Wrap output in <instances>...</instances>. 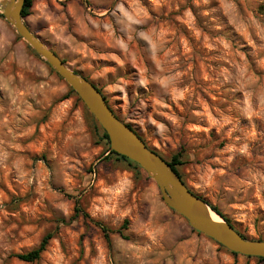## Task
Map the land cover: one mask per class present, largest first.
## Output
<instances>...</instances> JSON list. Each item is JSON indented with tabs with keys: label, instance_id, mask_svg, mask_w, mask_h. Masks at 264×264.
Listing matches in <instances>:
<instances>
[{
	"label": "rangeland",
	"instance_id": "374dc122",
	"mask_svg": "<svg viewBox=\"0 0 264 264\" xmlns=\"http://www.w3.org/2000/svg\"><path fill=\"white\" fill-rule=\"evenodd\" d=\"M24 21L150 149L167 161L180 154L193 192L247 239L264 240V0H33ZM162 76L175 77V94L153 79ZM70 89L0 18V264H196L206 244L214 257L203 264H262L169 209L145 171L110 154ZM61 104L65 115L52 123ZM125 178L131 187L109 199L103 189ZM49 233L38 261L17 259Z\"/></svg>",
	"mask_w": 264,
	"mask_h": 264
},
{
	"label": "water",
	"instance_id": "95a60500",
	"mask_svg": "<svg viewBox=\"0 0 264 264\" xmlns=\"http://www.w3.org/2000/svg\"><path fill=\"white\" fill-rule=\"evenodd\" d=\"M25 0H2L0 14L24 40L77 94L109 138L110 150L138 164L158 186L165 205L183 217L196 232L228 251L252 258H264V240L242 237L213 212L206 200L195 195L171 166L141 136L118 118L104 95L85 77L73 71L61 57L35 35L22 17ZM212 214L221 220L216 221Z\"/></svg>",
	"mask_w": 264,
	"mask_h": 264
},
{
	"label": "clouds",
	"instance_id": "9594fccd",
	"mask_svg": "<svg viewBox=\"0 0 264 264\" xmlns=\"http://www.w3.org/2000/svg\"><path fill=\"white\" fill-rule=\"evenodd\" d=\"M124 16L131 22V23H139L138 20H133V17L131 15H129V13L127 12H124ZM256 35L259 37V40L261 41V44H260V47L264 48V34H261L260 31H257L256 32ZM140 36L141 38L145 39V40H149L150 37L148 34H144V33H140ZM129 39H131V37H129ZM250 43H252V41H249ZM125 45H123V43H121V47H124ZM253 47H256V45L253 43ZM152 48L153 50H155L156 48V44L155 43H152ZM15 58V54H12V56H10V59H14ZM153 59L157 61V67L159 68V61H158V58L156 56H153ZM261 63H264V60L261 61ZM155 80L156 83H158L163 89H166V90H170L172 91L174 94L176 93V90L174 87H172L171 85V82L172 80L175 79L174 76H162V77H154L153 78ZM144 81H141V84L143 85ZM43 86H41L42 88ZM56 91H58V89L56 88H53L52 89V92L55 93ZM180 98H183L182 94H180ZM14 102V101H13ZM157 103H159L157 101ZM68 107V104H61V105H58L57 106V113L59 114H54L51 118V122L52 123H56V124H59L63 118V116L65 115V109ZM17 111H19V109H17ZM76 120L78 122H80L82 124V118L80 116L79 113H77L76 115ZM6 122V121H5ZM153 123H155L153 121ZM175 123V121H174ZM44 127L45 126H42L41 127V132L44 131ZM158 129L159 130H164V125H157ZM11 132V129L9 130ZM32 131H34V126L33 128L31 129H28V131L24 134H30ZM80 131H83V128L80 129ZM68 139L70 140L71 139V135H69ZM94 151H98V150H94ZM86 156L88 155V153H84ZM7 156H8V153H3V158L4 159H7ZM201 180H205L206 181V178L205 176H201L200 177ZM206 184H207V181H206ZM132 185V181L128 178H125L123 179L115 188H106V189H103V191L107 192V193H110V196L108 197L109 199H114L115 197L117 196H121L123 195ZM58 207H61L64 211H65V214H68V209L66 206L64 205H57ZM262 207H264V204L261 205ZM93 209H95V206H93ZM24 211H28L27 208L24 209ZM91 211V214L93 216L96 215V210H90ZM100 211H108L107 209H100ZM13 227H15V225H13ZM21 235H23V233H21ZM149 235L151 236L152 240L155 242L157 237L160 236L161 238L163 237V231L162 230H157V232L154 234V233H149ZM5 247H8V245H4ZM210 246L209 245H205V254L201 257V259H198L196 261V264H203V260H210L214 257V251L211 253V255L208 254V250H209ZM196 252L195 250L193 249L192 251V255H195ZM185 259L186 257L185 256H181L180 258V264H184L185 262ZM94 264H100V262H95L94 261ZM169 264H171V262H169ZM188 264H191V261L189 260L188 261Z\"/></svg>",
	"mask_w": 264,
	"mask_h": 264
},
{
	"label": "trees",
	"instance_id": "16d2710c",
	"mask_svg": "<svg viewBox=\"0 0 264 264\" xmlns=\"http://www.w3.org/2000/svg\"><path fill=\"white\" fill-rule=\"evenodd\" d=\"M33 7V0H25V4H24V8L22 11V17L23 19L27 18L30 15V11ZM0 18H3V16L0 14ZM20 37V36H19ZM21 38V37H20ZM36 55V54H35ZM63 62L65 63V61L63 60ZM86 78V77H85ZM87 80H89L88 78H86ZM90 81V80H89ZM95 85V84H94ZM96 86V85H95ZM97 87V86H96ZM97 89L102 93V91L97 87ZM71 93L74 94L75 96H77V94L70 89ZM103 94V93H102ZM104 98L106 99V97L104 96ZM107 101V99H106ZM108 103V101H107ZM112 109V108H111ZM113 110V109H112ZM113 112L115 113V111L113 110ZM115 115L118 117V115L115 113ZM119 118V117H118ZM93 121L95 122V124L99 127V129H101L103 131V138L107 141V143H109V138L108 135L106 134V132L102 129V127L98 124V122L96 121V119L92 116ZM130 128H132L137 134H139L130 124H127ZM142 138V137H141ZM142 140L145 142V140L142 138ZM146 144V142H145ZM147 145V144H146ZM148 146V145H147ZM155 151V150H154ZM158 155H160L157 151H155ZM110 154H112L113 156L117 157L118 159L126 162L129 164V166L133 167L136 170H140L143 171L142 168L134 163L133 161L129 160L128 158L118 155L115 152H111ZM161 156V155H160ZM162 157V156H161ZM164 159V157H162ZM181 156L180 154H176L174 156H172L171 161H167L166 159H164L170 166L171 168L175 171V173L180 177V179L186 184L185 180L183 179L182 175L180 174V172L178 171V166L182 165L181 162ZM144 172V171H143ZM149 180H152L151 178H148ZM187 185V184H186ZM191 190V189H190ZM192 191V190H191ZM193 192V191H192ZM195 195L199 196L201 199H204L203 197H201L200 195L196 194L195 192H193ZM207 202V201H206ZM208 203V202H207ZM209 207L211 208V210L213 212H215L216 214H218L220 217H222L227 223H229L242 237L246 238L237 228L236 226L216 207L212 206L210 203ZM77 211L79 212V210L77 209ZM173 211V210H172ZM174 212V211H173ZM176 213V212H175ZM99 225V224H98ZM101 228L103 229V231L106 233V229L101 226ZM106 237L109 240V236L106 233ZM53 238V233H49L47 234L41 241L40 245L34 249L33 251L26 253V254H21V255H17V259H19L20 261L23 262H27V263H33L38 261L43 252L46 250L47 246L49 245L50 241ZM254 240V239H253ZM258 241H263V239H256ZM232 253V252H231ZM233 255L237 256L238 254L232 253ZM248 259H251L252 257H247ZM260 263L264 264V258H256Z\"/></svg>",
	"mask_w": 264,
	"mask_h": 264
},
{
	"label": "bare ground",
	"instance_id": "6f19581e",
	"mask_svg": "<svg viewBox=\"0 0 264 264\" xmlns=\"http://www.w3.org/2000/svg\"><path fill=\"white\" fill-rule=\"evenodd\" d=\"M2 0H0V2H1ZM212 217L216 220V221H221L219 218H218V216H216L215 214H212Z\"/></svg>",
	"mask_w": 264,
	"mask_h": 264
}]
</instances>
